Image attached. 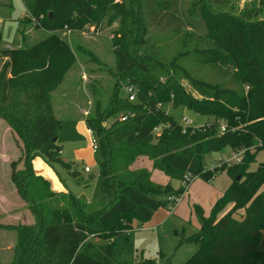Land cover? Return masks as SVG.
I'll use <instances>...</instances> for the list:
<instances>
[{
  "label": "trees",
  "instance_id": "trees-1",
  "mask_svg": "<svg viewBox=\"0 0 264 264\" xmlns=\"http://www.w3.org/2000/svg\"><path fill=\"white\" fill-rule=\"evenodd\" d=\"M23 3L28 18L49 36L30 47L8 49L0 32V119L21 152L11 163V180L34 218L30 225L0 224L17 234L8 264H171L118 260L113 240L170 207V196L182 197L184 188L174 189L172 181L192 174L210 182L224 170L231 187L209 216L196 207L200 227L181 237L180 245L198 247L185 264H264V163L252 169L264 150V0L242 5V0ZM114 24V89L108 102L96 100L85 118L99 141L101 197L95 207L70 191L53 192L36 174L34 161L59 164L78 178L58 144L64 122L55 115L53 94L76 62L57 32L89 25L100 32ZM127 85L138 90L134 102L124 95ZM167 104L186 106L210 122L183 131L164 111ZM124 114L129 117L121 122ZM226 149L244 150L241 163L206 170L207 158ZM143 158L168 178L167 184L154 182L148 169H133Z\"/></svg>",
  "mask_w": 264,
  "mask_h": 264
},
{
  "label": "rangeland",
  "instance_id": "rangeland-1",
  "mask_svg": "<svg viewBox=\"0 0 264 264\" xmlns=\"http://www.w3.org/2000/svg\"><path fill=\"white\" fill-rule=\"evenodd\" d=\"M251 1L253 0H242L241 5ZM0 15L4 19L0 22L3 48L30 47L49 36L46 29L39 27L33 19L28 18L29 16L25 17L27 12L23 0H0ZM116 28H118L117 24L104 25L100 32H97L95 25H89L80 30L63 28L57 32L69 44L75 55L74 62H76L62 86L53 94L55 115L64 122L58 144L63 148L62 159L74 166L79 175L77 179H74L59 164L50 166V169L57 180L64 181L62 184L68 188V191L82 201L92 203L95 207L101 197V159L89 149L91 138L87 134V125L83 122L88 113L83 114L82 112L79 116L80 120L68 119L77 116L78 107L90 111L96 100H101L104 104L108 102L115 84V59L110 36H113ZM185 86L192 95L197 94L189 83L185 82ZM164 111L179 125H183L184 118L193 122V128L204 127L210 122L208 116L186 106L175 108L167 104L164 106ZM111 122L112 120L108 121L106 126H109ZM20 155L14 134L8 130L5 121L0 119V191L3 195L10 196L11 199L17 198L15 194L17 190L11 180V163L17 161ZM231 157L230 149L213 153L207 158L206 167L214 169L221 161ZM262 163H264V150L259 152L252 169ZM136 164L134 169L137 168ZM85 168H89L90 172H86ZM18 169H23L22 163ZM155 172V180L165 176L162 172ZM178 183V181L173 182L175 187L180 186L181 188L182 182ZM231 185L232 178L227 170L218 173L210 182L197 178L192 183L188 195L183 197L182 202L178 204L179 208L177 207L176 212L175 209L171 212L173 210L171 205L161 208L150 222L143 225L133 223L132 230L117 236L113 240L115 258L130 262H138L141 258H145L156 259L160 263L168 261L171 264L187 263L198 247L194 244L180 245V240L182 235L188 238L197 232L194 226L200 223L195 208L200 207L204 215L209 216L214 203ZM63 199V196L59 197L60 201ZM22 203L24 205L18 209L21 213L17 215L21 222L24 221V216H31L26 203L23 200ZM17 221V217L0 218V223L4 224H17ZM16 241V232L0 229V244L8 247L10 244L15 245ZM12 258L13 250L0 252V264L10 263Z\"/></svg>",
  "mask_w": 264,
  "mask_h": 264
},
{
  "label": "crops",
  "instance_id": "crops-1",
  "mask_svg": "<svg viewBox=\"0 0 264 264\" xmlns=\"http://www.w3.org/2000/svg\"><path fill=\"white\" fill-rule=\"evenodd\" d=\"M26 12H27V16H25V17H28L29 14H28L27 9H26ZM2 20H4V19H2L1 15H0V22ZM82 112H83V114H85L87 112V110H84L82 107H78L77 108V113H76L77 116L72 118V119H68V120H73V121L80 120L79 116H81ZM83 122L86 123L85 119L83 120ZM8 130L11 131V129L9 127H8ZM89 149L91 150V152L94 155H96L94 153L93 149L91 148L90 143H89ZM62 152H61V155H62ZM64 161L66 162V160H64ZM136 163L135 164H136L137 168H135V169L145 168V169H148L149 171H152V179H153L154 182H156L158 184H162V185H165V184L168 183L169 180H168V178L166 176L158 177L159 178L158 180L154 179V176H155L156 172L153 171L152 162L149 161L148 159H144V158L143 159H139ZM133 169H134V166H133ZM34 170H35L37 175H40L43 179H45L46 181H48L51 184V187L53 188L52 189L53 192H56V193H67L68 192V188L66 186H64L62 184V182L59 181V179L58 180L56 179L55 175L53 174V172L50 169V166L47 165L42 159L38 158V159H36L34 161ZM52 175H54V177H52ZM173 182H176V181H172L171 182L173 188L176 189V190L179 189L180 186L179 187H175ZM178 184H180V182ZM190 187H189V189H190ZM189 189L187 190V192L184 194L183 197L188 195ZM12 191L14 192L15 190H12ZM15 194H16L17 198L16 199H11L10 196L8 197L5 194L3 195V193L0 191V218L5 219V218L17 217V219H18L17 222L18 223L17 224H12V225H18L20 223L27 224V225L33 224L34 223V218H33L32 215L31 216H29V215L28 216H24V221H22V222H21L19 216H17V215H20L19 213H21V212H19L18 209H21L22 205H24V204L22 203V200H21L20 196L18 195V193L15 192ZM183 197H182V199H183ZM180 202H182V201H180ZM177 207H178V205L175 208V212L179 208V207L178 208ZM170 214H172V213H170ZM23 222H25V223H23ZM0 224H2V225H10V224H4V223H0ZM194 227H195L196 230H198L200 225L196 224ZM13 248H14V245H12V244L8 245V247H5L3 244H0V252L12 251ZM13 255H14V251H13Z\"/></svg>",
  "mask_w": 264,
  "mask_h": 264
},
{
  "label": "built area",
  "instance_id": "built-area-1",
  "mask_svg": "<svg viewBox=\"0 0 264 264\" xmlns=\"http://www.w3.org/2000/svg\"><path fill=\"white\" fill-rule=\"evenodd\" d=\"M110 38H113V36H110ZM123 91H124L125 97L127 98V100L129 102H134L137 99L138 90L136 87H134L132 85H127V86H124ZM128 117H129V114L120 115L119 120L121 122H124L128 119ZM192 125H193V122L191 120L184 118L183 119V125H181V126H182L183 131H185L188 128H193ZM87 128H88L87 134L91 138V142H90L91 148L93 149L94 153L97 154L99 151L98 138L96 137V135L94 134V131L91 128H89V127H87ZM221 131L222 132L225 131V126H222ZM155 133L157 135H159L161 133V128L160 127L156 128ZM243 156H244V150H242L240 152H232V157L230 159L227 158L224 161H221L220 164L218 165V167H220L222 165L231 166L233 164H239V163H241ZM215 168H217V167H215ZM214 169H209L208 167H206V170H209V171H213ZM85 171L89 172V168H85ZM196 179H197V177L193 176L192 174H189L185 177L184 181L182 182V186H181L182 188H184L185 193L187 192V190L189 189L191 184ZM182 197L170 196L168 198V200L171 202V206H173V210H171V212H173L175 207L180 203Z\"/></svg>",
  "mask_w": 264,
  "mask_h": 264
},
{
  "label": "water",
  "instance_id": "water-1",
  "mask_svg": "<svg viewBox=\"0 0 264 264\" xmlns=\"http://www.w3.org/2000/svg\"><path fill=\"white\" fill-rule=\"evenodd\" d=\"M240 179H241V177L239 176L238 180H240ZM262 246L264 247V240L262 241Z\"/></svg>",
  "mask_w": 264,
  "mask_h": 264
}]
</instances>
